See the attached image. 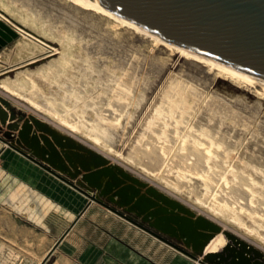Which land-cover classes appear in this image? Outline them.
<instances>
[{
	"label": "bare ground",
	"instance_id": "bare-ground-1",
	"mask_svg": "<svg viewBox=\"0 0 264 264\" xmlns=\"http://www.w3.org/2000/svg\"><path fill=\"white\" fill-rule=\"evenodd\" d=\"M25 2L30 3L31 8L27 9L24 17L19 11L9 12L6 7L2 11L14 21L13 24L10 20V24L23 37V40L25 39L26 42L32 40L38 46L30 49L28 44L22 41V44L16 47L19 50V54L14 57L18 61L17 65L9 69H0V75L26 67V65L39 62L52 55L59 54V56L33 69H28V72L16 70L13 77L6 80L0 79L1 92L24 101L22 97L25 98V93L33 87L31 77L33 75L45 76L46 73L52 72L54 80L64 72L66 65L72 59L73 45L78 43L83 53V57L79 55L83 63L89 67H96L98 71L105 67L110 82L114 84L104 87L105 95L111 94L108 108L103 107L104 97L94 102L97 122H91L86 115L79 114L76 110H71L61 103L51 100L47 102L51 105L52 116L57 119L55 122L65 130L73 133L80 131L94 146L99 143L97 137L100 136L104 139V146H106L108 141H113L111 130L121 124L122 115H126V122H129L133 117L129 108L141 107L146 99L147 90L150 88L149 80L143 79V76L141 79L137 77L139 73L136 70L139 66L134 60H138V57L132 52L136 46H133V36H130L138 34L149 38L163 49L185 59L189 68L181 70L178 76L170 82L162 102L155 108L145 129L140 132L136 140L139 144L137 151L125 154L123 159L140 166L148 173L151 171L146 169L147 163L158 162L166 170H164V173L166 172L164 183L167 185L176 188L177 185L184 184L187 191L183 189L182 194H194L200 205H205L210 200L211 207L208 209L215 211L223 219L239 228H247L239 217V214H243L251 219L257 228L264 229L262 223L255 221V218L264 221V161L257 147L256 150L253 148V153L245 151L249 125L256 122L257 111L261 106L260 100L264 98L263 84L245 81L222 65L202 58L169 40L145 33L120 20L96 0H21L20 3ZM1 17L9 22V19L3 15ZM117 29L121 31L118 30V32ZM40 37L57 41L58 47L45 43ZM88 39L94 41L95 49L88 47L89 43L92 44L88 42ZM122 43H125L126 47L123 48ZM105 47L112 50L109 67L104 65V60L107 59L105 55L91 60L92 53L102 55L106 51ZM201 73L203 76H200ZM210 74L233 84L251 88L258 98L255 102L256 107L254 106L255 113L247 115L242 111L243 106L246 108L242 100L236 99L239 102L238 104L236 101L238 105L242 104V107H238L236 103L232 104L219 96L216 91L206 96L203 106H198ZM178 77L184 78V81ZM76 79V85L71 86L72 82L68 80L62 90L78 103L84 99L88 77L80 71ZM189 96L192 97V103L184 108L183 105ZM85 105L89 106L87 103ZM29 106L34 108L30 103ZM108 109L109 112L106 111ZM227 117L233 120L229 124H225ZM260 134L261 130L255 137L253 136L254 146H258L261 141L259 140ZM134 146L136 144H132L130 149L133 150ZM246 148L248 150V147ZM107 149L106 153L112 155L113 150ZM231 153L234 156L228 159ZM243 165L249 168L246 175L241 169ZM171 170H175L174 176H169ZM228 175L231 176L230 180L227 178ZM120 177L118 176V179H122ZM103 179H107V182H118L111 177H102V182ZM170 179L172 183H169ZM254 187H259V190L254 191ZM131 191L129 189V193ZM254 198L260 200L259 204L258 202L257 205L253 204ZM114 200L119 202L121 197L116 195ZM216 234L218 232L213 233L212 239L207 244L214 240Z\"/></svg>",
	"mask_w": 264,
	"mask_h": 264
},
{
	"label": "rangeland",
	"instance_id": "rangeland-1",
	"mask_svg": "<svg viewBox=\"0 0 264 264\" xmlns=\"http://www.w3.org/2000/svg\"><path fill=\"white\" fill-rule=\"evenodd\" d=\"M19 1L21 2V0ZM19 1L0 0V10L6 7L9 12L13 13L19 11L21 16L24 17L26 11L30 10L31 4L28 2L20 3ZM22 6L23 8H21ZM0 15H3V17L9 19V22H7L0 16V20L4 21L6 24L12 26L10 24L11 21V23L14 24V21L9 17L7 13L0 12ZM38 17L39 15L37 14V18ZM118 30L119 29H117V31ZM136 35L138 37H135ZM132 36V40L134 39L133 46H136L132 52L135 56L138 57V60H134L135 63L139 66V69L136 70V72L139 73L137 77L141 79L143 76V79H148V85L150 88L147 90L146 99L142 103L141 107L135 108L132 106L129 108L133 115L131 120L129 122H126V115L123 114L120 118L121 124L117 125L114 130H111L114 142L110 141V143L109 141H106V147L104 146V139L98 136L97 139L99 140V143L94 146L86 137V135L80 133V131L78 130L74 133L65 130L57 122H55V120L57 121V119H54V117L52 116L51 105H48L47 100L61 103L71 110H76L77 113L86 115L91 122H97L96 115L94 114V102L101 99V97H104L103 107L108 108V104L110 103L111 94L108 93L105 95L106 92L104 91V87H106L107 85L113 86L114 84L110 82V78H108V74H106L105 72V67H102L101 71H98L96 67H89L86 63H83L79 56L82 55L83 57V53L81 52L78 43H75L73 45L72 59L66 65L64 72L54 78V80L52 72L46 73L45 76L33 75L31 77V80L33 81V87L30 91L25 93V98L22 97V100L24 101H21V99L11 96L8 93H3L0 90V97L8 101L11 108L9 110L4 105L0 104L2 109L7 114L5 119L3 115H0V139L10 148L14 150H16L17 148L20 149V151L29 154V156H26L16 150L19 153L23 154L24 157L26 156V159H34L33 161L43 171L48 172L59 180L68 181L69 183H74L77 185L78 182L81 181V174L84 173L80 164L82 161H90L89 152L91 151L94 154L102 155L108 160V165H117L128 174L146 183L147 186L153 187L169 198L180 202L185 207L191 209L196 215L203 216L209 220L219 223L223 227V230L225 232L238 237L239 239L245 241L247 244L264 254V229L257 228L256 224L253 223L251 219L247 218L243 214H239L240 219L245 224V227H247L246 229L239 228L232 222L223 219L215 211L208 209V207H211L210 200L205 205H200L195 199L194 194H182L181 191L183 189L187 191V188L184 184L177 185V187L175 188L172 185H167L166 183H164V174L166 172L164 173V166H162L158 162H152L151 164L147 163L146 169L151 171V173H148L140 166L132 164L123 159V157H125V154L135 153L137 151L139 144L136 140L140 132L145 129V125L153 115L155 108L162 102L164 93L167 90L170 82L173 81L174 77L178 76V73H180L181 70L189 68V64L186 63L187 61H185V59L180 57L178 54H174L169 52L167 49H163L162 46L153 43L149 38H146L145 36L141 37L138 34H131L130 37ZM40 39L45 43L54 45V47H58L57 41L43 37H40ZM17 40L18 42H16ZM22 41L26 42V40H23V37L18 34L16 39L12 40L6 46L0 49V69H9L12 68V66L17 65L16 63L18 61L14 57L19 54V50L16 47H18L19 44L21 45ZM31 41L26 42V44H28L27 46L30 47V49H34L38 46L37 43ZM88 42H92V40L88 39ZM121 45L123 48L126 47L125 43H122ZM93 46H96V44H94V41L92 42V44L89 43L88 47L91 49H95L96 47L94 48ZM105 48L106 51H104V54L102 55L92 53L91 60L105 55L107 59L104 60V65L109 67L111 65L110 59L112 60V50H109L108 47ZM58 56L59 54H56V56L52 55L51 57H48L49 59H42L39 62L33 63L31 65H26V67L11 70L8 73L0 75V79L6 80L7 78L13 77L16 70H24V72H28V69H33L36 66L50 61V59L52 60L58 58ZM139 59H141V61ZM94 70L97 72H95ZM197 70H199V68ZM80 71L84 72L88 77V83L85 87L84 99L76 103L70 97V95L63 92L62 88L67 85L68 80L72 82L71 86L76 85V76ZM200 76H203V73H201ZM209 78H207L206 80V87L203 95L200 98V101L198 102V106H203L204 100H206V96L210 95V92L216 91L219 96L225 98L226 101L228 100L232 104H235L237 100H242V104H245L246 108H244V106L242 107L241 103L240 105H238V101V104L236 103V106H241L242 111L247 115L255 113V102L258 100V98L255 96V93L251 88L247 86L245 87L241 84H233L227 80L217 78L213 74H210ZM107 79H109V81ZM178 79L184 81V78L178 77ZM191 98V96L187 98L185 105H183L184 108L187 107L188 104L192 103ZM260 102L261 106L257 111L256 122L249 125L248 133L246 134L248 137L246 136L245 143H247L246 147H248V150L245 147V151H249L248 153H253V148L255 149L257 147V149L260 150L259 153L264 161V98H262ZM29 103L32 104L34 108L29 106ZM86 103L89 104V106H86ZM106 111L109 112L110 110L108 109ZM232 121L233 120L230 117H227L225 120V124H229ZM106 124L108 123L106 122ZM15 125L17 126V128L14 127ZM236 127L240 128L239 125H236ZM122 128H124V130ZM260 130L261 136H259V140L261 141L258 143V146H254L253 139L257 132H260ZM25 132L28 133L27 140H25V136L23 135V133L25 134ZM54 135H57L58 138L63 141L62 146H59L58 141H55ZM37 139L39 143L38 145H36ZM68 142L69 144H73V146L68 147V145H65ZM132 144H136L133 150L130 149V146ZM36 146H38V149ZM51 147L54 148L55 152L58 155L53 154ZM258 147H261L262 149ZM107 148L113 150L112 155H108L106 153L108 150ZM44 149H46L47 152L43 155L42 151ZM66 155H68V157ZM254 155H256V153H254ZM233 156V153H231L228 156V159ZM69 158H72V162H74L73 167H70L72 165ZM210 163L212 164V162ZM76 169L79 170L78 174L76 173ZM241 169L245 172V175L249 172V168L246 165H243ZM71 172L74 175H72ZM171 175H175V170L170 171L169 176ZM227 178L230 180L231 176L228 175ZM107 181V179H103L104 183ZM172 182L173 181L170 179L169 183ZM253 189L254 191H258L259 187H254ZM96 193L97 191L93 190L91 192V195H94ZM100 199L106 203H109L118 211L125 212L123 207H119L117 205H114L113 203H110L106 198L100 197ZM252 202L253 204L257 205V202L259 204L260 200L258 201L256 198H254ZM126 214L130 215V213L128 212ZM136 218L139 222L148 224L147 222L142 221L141 217ZM255 221L262 223L264 226V221H260V219L258 218H255ZM153 230L156 231L155 229ZM212 242H214L213 246L211 247L212 249H215L218 244L219 247L222 248L226 244V238L222 233H218L215 235V238ZM212 252L213 251L210 250L207 253Z\"/></svg>",
	"mask_w": 264,
	"mask_h": 264
},
{
	"label": "water",
	"instance_id": "water-1",
	"mask_svg": "<svg viewBox=\"0 0 264 264\" xmlns=\"http://www.w3.org/2000/svg\"><path fill=\"white\" fill-rule=\"evenodd\" d=\"M120 20L135 26L147 34L166 39L194 54L222 65L245 81L264 85V0H96ZM0 12H3L0 10ZM4 13V12H3ZM18 33L12 26L0 20V49L16 39ZM0 104L9 110L8 101L0 97ZM0 115L7 114L0 105ZM17 128V126H14ZM27 140L28 133H23ZM62 146L63 141L54 135ZM38 145V139L36 140ZM68 147L73 144L66 143ZM38 149V146H36ZM53 154L58 155L51 147ZM26 156L29 154L20 151ZM43 155L47 152L43 151ZM90 161H82L84 173L72 187L87 195L125 220L166 242L199 264H264V254L238 237L225 232L223 227L173 200L153 187L128 174L108 160L89 152ZM68 157V155H66ZM31 158V157H30ZM33 159V158H32ZM34 160V159H33ZM73 167L74 162L69 158ZM62 167V166H61ZM64 167V165H63ZM117 171L118 173H116ZM79 170L76 169L78 174ZM72 175H74L71 172ZM118 176L122 179H118ZM111 177L118 182H106ZM125 180H124V179ZM124 185V186H123ZM131 189V193H129ZM96 190L97 193L91 195ZM121 200L115 202L114 196ZM123 207L125 212L103 202ZM141 217L142 221L156 231L145 227L126 213ZM181 240L191 251L176 246L159 233ZM222 232L226 244L220 251L206 253L204 250L213 233ZM54 247L41 264L50 257ZM204 254V256H203ZM198 256H203L198 259Z\"/></svg>",
	"mask_w": 264,
	"mask_h": 264
},
{
	"label": "crops",
	"instance_id": "crops-1",
	"mask_svg": "<svg viewBox=\"0 0 264 264\" xmlns=\"http://www.w3.org/2000/svg\"><path fill=\"white\" fill-rule=\"evenodd\" d=\"M160 235L191 251L181 240ZM58 240L44 264H199L0 139V264H41ZM213 244L204 254L220 251Z\"/></svg>",
	"mask_w": 264,
	"mask_h": 264
},
{
	"label": "flooded vegetation",
	"instance_id": "flooded-vegetation-1",
	"mask_svg": "<svg viewBox=\"0 0 264 264\" xmlns=\"http://www.w3.org/2000/svg\"><path fill=\"white\" fill-rule=\"evenodd\" d=\"M104 202V201H103ZM106 203V202H105ZM107 204H109V203H107ZM110 205V204H109ZM129 216H131V217H133L136 221H138V219L133 215V214H130ZM139 222V221H138ZM141 223V222H140ZM143 224V223H142ZM145 227H148V228H150V229H152L148 224H143ZM153 230V229H152ZM162 236V235H161ZM162 237H164V236H162Z\"/></svg>",
	"mask_w": 264,
	"mask_h": 264
}]
</instances>
